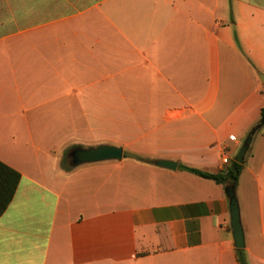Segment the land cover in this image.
I'll return each instance as SVG.
<instances>
[{
	"label": "crops",
	"instance_id": "obj_1",
	"mask_svg": "<svg viewBox=\"0 0 264 264\" xmlns=\"http://www.w3.org/2000/svg\"><path fill=\"white\" fill-rule=\"evenodd\" d=\"M263 108L264 0H0V264H240L227 187L180 165L224 171ZM102 143L147 160L70 165ZM236 193L264 264V124Z\"/></svg>",
	"mask_w": 264,
	"mask_h": 264
},
{
	"label": "water",
	"instance_id": "obj_2",
	"mask_svg": "<svg viewBox=\"0 0 264 264\" xmlns=\"http://www.w3.org/2000/svg\"><path fill=\"white\" fill-rule=\"evenodd\" d=\"M257 127H255L248 137L245 139L242 148L235 157V160L244 163L246 155L249 151L250 145L253 140L254 133ZM124 147L109 143H102L94 146H76L68 153L70 165L77 167L86 163L106 161V160H122L124 158ZM156 164L161 167L176 169L178 166L177 161L159 159ZM227 194L230 198L231 216H232V228L235 238V244L237 248H245L246 240L244 228L241 220V212L239 201L236 193V186L230 185L227 187Z\"/></svg>",
	"mask_w": 264,
	"mask_h": 264
},
{
	"label": "trees",
	"instance_id": "obj_3",
	"mask_svg": "<svg viewBox=\"0 0 264 264\" xmlns=\"http://www.w3.org/2000/svg\"><path fill=\"white\" fill-rule=\"evenodd\" d=\"M263 124L264 108L262 110V116L258 123L255 125V127L260 128ZM124 156H130L141 161L147 160L136 154L125 153ZM63 161L64 165L66 164L65 168L71 170L72 168L67 165V155L64 156ZM180 167L196 175L212 179L217 183L225 185L226 187L230 185H234L237 187L240 175L244 169V163L232 160L228 167L224 171L220 172H208L186 164H181ZM20 180V172L0 160V217L4 214V212L7 210L8 206L12 202ZM237 258L240 264H250L247 258V252L245 248H237Z\"/></svg>",
	"mask_w": 264,
	"mask_h": 264
},
{
	"label": "built area",
	"instance_id": "obj_4",
	"mask_svg": "<svg viewBox=\"0 0 264 264\" xmlns=\"http://www.w3.org/2000/svg\"><path fill=\"white\" fill-rule=\"evenodd\" d=\"M222 161H223V163H229L230 160L228 157L225 156V157H223Z\"/></svg>",
	"mask_w": 264,
	"mask_h": 264
}]
</instances>
